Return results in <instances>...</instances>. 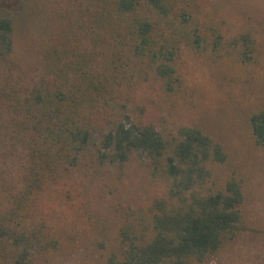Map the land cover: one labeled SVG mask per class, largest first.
I'll return each mask as SVG.
<instances>
[{"label":"trees","instance_id":"1","mask_svg":"<svg viewBox=\"0 0 264 264\" xmlns=\"http://www.w3.org/2000/svg\"><path fill=\"white\" fill-rule=\"evenodd\" d=\"M10 1L0 0V110L10 149L23 154L19 187L0 213V264H35L60 249L38 202L88 162L121 169L138 160L161 182L147 206L127 209L108 247L98 242L104 264H207L240 236L243 180L220 174L224 146L197 122L162 131L142 118L150 90L182 94L183 51L255 65L253 14L230 0H62L44 19L38 71L27 80L12 66ZM246 121L264 148V106Z\"/></svg>","mask_w":264,"mask_h":264},{"label":"rangeland","instance_id":"2","mask_svg":"<svg viewBox=\"0 0 264 264\" xmlns=\"http://www.w3.org/2000/svg\"><path fill=\"white\" fill-rule=\"evenodd\" d=\"M16 2L9 9L14 17L12 66L15 74L29 80L37 74L41 59L44 19L53 13L52 3L58 8L62 0H11L9 4ZM230 5L253 14L252 24L260 30L257 63L242 66L229 57L213 63L183 51L178 62L182 94L164 98L156 89L150 90L152 101L142 121L162 131L197 122L224 146L228 163L220 174L235 173L243 180L245 230L207 264H264V148L255 145L246 121L255 107L264 106V0H230ZM7 119L0 110V213L19 187L23 154L9 147ZM97 139L94 134L93 142ZM160 189L161 182L152 180L138 160L121 169L92 162L78 167L66 185L39 199L38 207L61 247L38 256L35 264H104L98 242L108 247L127 209L147 206Z\"/></svg>","mask_w":264,"mask_h":264}]
</instances>
